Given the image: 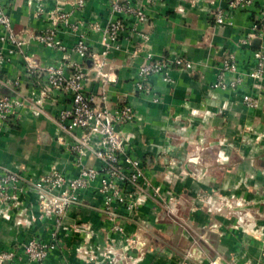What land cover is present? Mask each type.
Wrapping results in <instances>:
<instances>
[{
    "label": "rangeland",
    "instance_id": "rangeland-1",
    "mask_svg": "<svg viewBox=\"0 0 264 264\" xmlns=\"http://www.w3.org/2000/svg\"><path fill=\"white\" fill-rule=\"evenodd\" d=\"M113 3L124 2L109 4L103 26L84 20L70 24L67 18V24L59 23L61 26L57 28L79 30L85 40L89 35L98 36L99 51L88 48L81 69L91 108L110 121L112 141L108 142V136L95 134L90 149L77 164L74 162L77 156L64 147L72 156L74 167L73 175L63 174L65 177L75 179L80 169L93 174L74 195L75 203L64 209L61 203L68 198V186L62 184L54 191L46 189L42 195L36 187L56 169L32 181L17 170L0 168V175L4 170L19 179L0 187V221L9 224L0 229V237L9 236L8 241L0 243V264H48L57 252L60 263L67 264L63 254L71 248L70 242L65 241L69 234L82 235L83 242L71 250L83 264H131L143 253L153 250L145 242L147 237L153 241L156 251L175 250L176 264H199L201 259L205 264H240L242 260L233 259L232 253L224 251L221 244L227 236L235 237L238 233L264 246V133L240 125L238 117L227 120L221 112L184 105L183 112L176 106L170 114L159 116L153 125L157 135L150 141L143 130L149 121L142 118L132 102L111 103L109 87L116 80L109 79L102 69L115 52L124 53L130 62L139 58L130 81L132 93L134 99L145 104L146 110L156 112H161L164 104L149 80L155 77L164 85H171L172 80L162 75L165 58H155L146 48L148 36L139 31L146 18L121 19L111 12ZM263 8L264 5L259 10ZM73 9L81 11L83 5ZM45 20L42 30L48 29L49 21ZM110 30H124L128 45L120 46L121 35L105 40L104 35L111 33ZM72 35L77 37L76 33ZM71 49L65 48L60 53L65 58L73 54ZM86 65L90 66V73L84 71ZM149 65L153 66L152 72H145ZM90 80L99 83L96 94L87 89ZM137 86L142 87L138 92L134 91ZM213 117L223 120L220 126L212 125ZM228 121L232 123L230 129ZM135 143L142 149L136 150ZM98 151L100 159L95 156ZM148 153L154 156L153 165H145ZM102 159H115V162L107 165ZM85 192L89 195H84ZM72 207L98 213L105 221L107 235L102 243L89 242L93 231L85 223L65 225ZM124 224L134 228L127 231ZM243 243L238 242L237 246L242 247ZM214 251L218 252V258L212 260L207 255ZM133 252L138 256L133 257Z\"/></svg>",
    "mask_w": 264,
    "mask_h": 264
},
{
    "label": "crops",
    "instance_id": "crops-1",
    "mask_svg": "<svg viewBox=\"0 0 264 264\" xmlns=\"http://www.w3.org/2000/svg\"><path fill=\"white\" fill-rule=\"evenodd\" d=\"M75 1L1 0L3 6H9L7 11L12 30L26 40V45L22 46L19 52L11 55L9 62L3 66L1 78L4 82L9 79L17 80L16 92L23 98H29L37 103L39 114L34 116L27 108L21 109L15 125L0 132V168L17 170L20 175L32 181L51 169H56L64 175H73L72 156L67 153L65 146L56 142L54 125L58 112L68 106L69 98L56 92L44 94L42 92L44 77L36 69L31 77L24 76L23 56L29 57L35 68L60 64L64 74H67L70 64L78 62V58L70 53L64 58L60 52L50 51L34 43L31 37L42 31L47 14L51 12L67 13L70 24L77 20H84L99 22L103 26L108 18V6L115 1H128L143 10L146 22L139 31L148 36L146 48L155 58L164 57L169 61L180 59L192 65L190 71L170 70L171 85H164L155 77L150 78L149 83L152 89L161 96L164 104L161 112H156L146 110L145 104L140 102L141 100L134 99L135 96L132 93L130 81L140 59L137 58L130 62L127 55L121 52L112 53L108 57L106 67L102 69V72L109 79L116 80V84L109 87L108 97L111 103L120 100L132 102L142 118L145 117L149 121L143 130L150 141L157 135V130L153 125L158 121L159 116L170 114L176 106H180L183 112L182 106L184 105L212 113L221 112L227 120L238 117L241 120L240 125L250 126L264 133V78L263 80H252L244 77L234 90L210 89L222 60L229 54L234 56L236 72L226 76L227 82L238 74L252 70L251 53L259 47H263L264 50V42L253 39L249 47L242 46L239 42L249 32L250 26L257 18L256 11L263 7L264 0L256 1L255 12H229L231 24L228 26L214 25L212 14L209 11L210 8L215 7L225 8L227 0H193L194 3H191L192 0H84L81 11L73 9ZM63 29L59 32V40L67 50H70L76 41V36L72 35L68 27ZM97 37L89 35L86 40V44L92 51L100 49L96 44ZM254 41L258 44L252 45ZM128 43L129 40L123 34L119 41L120 46L124 48ZM0 49L6 52L9 47L0 43ZM89 68L90 66L86 65L84 71L90 73ZM98 87V81L93 80L87 84L88 91L95 94ZM10 91L11 87L0 84V96ZM243 95L254 98L258 107L254 110L246 109L241 103ZM221 122L223 120L219 118L211 119L212 125L215 126H220ZM227 126L230 129L232 123L228 121ZM135 146L139 151L141 146H137V143ZM147 146L150 149L154 148L153 145ZM145 155L148 157L144 160L145 165H153L154 156L149 153ZM84 195L89 194L85 192ZM76 223H85L93 231V236L89 239L91 244L102 243L107 235L108 226L98 213L72 207L67 214L65 225ZM262 224L264 225V222ZM6 225L9 224L0 221V229L6 228ZM124 227L127 231L134 228L129 224H124ZM239 235L237 233L235 237L224 238L221 244L223 250L228 254L232 253L233 259L242 260L240 264H264V246ZM8 238L9 236L0 237V243L8 241ZM236 240L237 243L244 241V246H237ZM65 241L67 244L70 242L71 248H74L83 242V238L79 234H69ZM145 242L149 246L152 245L153 250L150 251L147 248L148 251L143 253L141 258L131 261V264H176L178 255L175 254V250L163 248L157 252L149 237L145 238ZM71 248L69 252L63 254L67 264H83L75 257ZM217 253L216 251L210 254L206 252L209 254L208 258L212 260L218 258ZM131 255L138 256L136 252ZM60 260L57 252L52 254L48 264H61ZM199 264H205L203 259Z\"/></svg>",
    "mask_w": 264,
    "mask_h": 264
},
{
    "label": "built area",
    "instance_id": "built-area-1",
    "mask_svg": "<svg viewBox=\"0 0 264 264\" xmlns=\"http://www.w3.org/2000/svg\"><path fill=\"white\" fill-rule=\"evenodd\" d=\"M257 0H227L225 8H210L209 11L212 14L213 22L216 26L230 25L229 12H255V4ZM191 3H194L192 0ZM83 0H77L74 7L81 8ZM8 5L3 6L0 0V43L7 45L9 49L3 52L0 49V84H6L11 87V91L6 95L0 96V132L10 129L15 125L18 112L21 109L27 108L28 111L36 116L39 114L38 107L35 102H32L29 98H23L19 93L16 92L18 87L17 80L3 81L1 78L2 68L9 62V58L14 53L19 52L22 46L26 45V40L12 30L10 18L8 15ZM111 12L118 14L121 19L134 18L141 21L145 18V14L138 7L133 6L128 1L117 4L113 3L110 8ZM257 18L253 21L250 26L249 32L240 40L239 44L242 46H250V41L258 39L260 42H264V8L257 10ZM68 14L64 12L59 13H48L47 20L49 21L48 29L42 30L38 35L31 37V41L36 44L43 46L45 49L50 51L63 52L64 46L59 40L58 27L62 24H67ZM119 21L115 22V25H119ZM123 25V24H122ZM114 28V25H110ZM118 28V27H117ZM71 33H76V41L73 44L71 52L78 58V62L70 64L69 72L64 74L62 65L49 64L43 65L40 68H35L32 64L31 59L27 56H23L24 60V76L31 77L34 73V69L38 71L44 77V84L42 92H56L61 96H67L69 98L68 106L61 109L54 121L56 128L55 140L57 143L65 146L70 152L75 154L77 158H74L75 164L79 163L80 158L84 157L86 150L90 149L95 134L99 133L102 136H108V142L112 140V127L107 117L102 116L101 112H97L91 108V97L88 96L84 90V77L83 69H81V61L86 57L88 52V45L86 44L85 38L79 33V30H70ZM115 31V32H114ZM111 33H106L104 39L114 40L113 35H123L124 30H110ZM251 61L253 62V68L250 72L244 74H238L235 78L230 81H226V76L229 74H235L236 62L232 54L227 55L221 62L218 72L215 77V81L210 85L211 90H234L237 85L247 77L252 80H263L264 78V50L263 47H259L251 53ZM182 65V67L180 66ZM172 66L177 67L175 70H192V65L189 62H182L180 59H173L172 61L165 60L162 63V75L166 79L169 77V71L174 70ZM152 65H149L145 72H152ZM155 67V66H154ZM163 79V80H166ZM142 89L141 86H137L134 90L136 92ZM152 101H156L153 99ZM241 103L246 109H256L258 107L257 101L253 98L243 95ZM105 143V141L101 142ZM97 159L101 158V154L98 151L95 154ZM103 163L107 165L115 162L113 160L102 159ZM3 175H0V187H3L7 182L14 183L18 182L16 176H12L7 171L3 170ZM93 177L91 171L80 169L79 174L75 179L67 178L63 174L51 170L45 177L42 178L41 183L36 185L39 192L44 194L46 189L55 190L60 185L65 184L68 186L69 195L68 198L64 199L61 203V209L66 206L74 204V195L78 190L84 187L85 181H88Z\"/></svg>",
    "mask_w": 264,
    "mask_h": 264
},
{
    "label": "water",
    "instance_id": "water-1",
    "mask_svg": "<svg viewBox=\"0 0 264 264\" xmlns=\"http://www.w3.org/2000/svg\"><path fill=\"white\" fill-rule=\"evenodd\" d=\"M258 44V42L257 41H254L253 43H252V45H257Z\"/></svg>",
    "mask_w": 264,
    "mask_h": 264
},
{
    "label": "trees",
    "instance_id": "trees-1",
    "mask_svg": "<svg viewBox=\"0 0 264 264\" xmlns=\"http://www.w3.org/2000/svg\"><path fill=\"white\" fill-rule=\"evenodd\" d=\"M172 68H173V69H176L177 67H175V66H172Z\"/></svg>",
    "mask_w": 264,
    "mask_h": 264
}]
</instances>
